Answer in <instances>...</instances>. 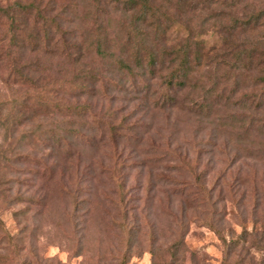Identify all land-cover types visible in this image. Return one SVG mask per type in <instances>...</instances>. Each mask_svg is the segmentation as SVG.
I'll list each match as a JSON object with an SVG mask.
<instances>
[{"label": "rangeland", "instance_id": "1", "mask_svg": "<svg viewBox=\"0 0 264 264\" xmlns=\"http://www.w3.org/2000/svg\"><path fill=\"white\" fill-rule=\"evenodd\" d=\"M43 2L51 16L66 4L65 0ZM92 3L78 0L64 20L84 26L82 18L89 8L87 22L94 23ZM256 6L263 7L264 0H256ZM104 9L101 20L113 28L118 15L112 8ZM241 9L238 6L234 13ZM0 21L1 37L9 30ZM63 29L71 27L65 24ZM217 29L200 37L204 53L220 45ZM185 34L173 24L164 40L173 43ZM65 63L64 57L56 56L43 65L55 78L65 79L60 73ZM12 68V63L0 59V153H14L9 168H3L0 160V219L13 235L10 244H0V251L6 248L0 254L8 264H264V127H260L264 111L256 115V123L255 111H239L231 118L230 107L216 100V95L223 96L220 89L227 93L232 89L231 82L219 84L218 72L204 60L193 67L187 88L171 107L152 109L160 94L149 101L129 102V97L118 96L114 105L102 102L120 110L116 119H106L104 110H99L94 124L88 118L81 126L67 125L62 149L41 143L51 131L62 134L61 112L47 115L37 110L33 103L38 98L27 96L33 91L10 78ZM243 74L249 76L244 70ZM196 82L197 89L188 93ZM240 86L244 89L233 100L248 98L247 104L255 107L258 89L250 83ZM206 90L210 109L197 116L193 102L201 100ZM17 98L26 101L31 111L24 108L23 118H30L14 130L11 100ZM243 113L253 115L247 117L254 119L252 125L239 121ZM112 128L117 143L107 141L102 146L99 140H87L105 136L106 141ZM80 130L84 137L73 140ZM212 138L219 140V153L214 157L203 153L198 159V152L214 142ZM176 148L191 152L192 174L186 167L179 172L173 168L177 153L164 155ZM66 152L73 157L67 159ZM250 152L255 156L246 157ZM115 162L125 167V196L116 194L113 182L99 174L101 167L110 168ZM196 184H202L211 198L198 195ZM189 187L200 203L194 205L178 195Z\"/></svg>", "mask_w": 264, "mask_h": 264}, {"label": "trees", "instance_id": "2", "mask_svg": "<svg viewBox=\"0 0 264 264\" xmlns=\"http://www.w3.org/2000/svg\"><path fill=\"white\" fill-rule=\"evenodd\" d=\"M43 1L0 3V20L9 30L0 37V59L12 63L10 78H14L16 84L33 91V95L27 96L38 98L33 103L37 110L47 115L61 112L65 124L62 130H58L62 134L51 131L50 136H44L41 143L45 148H64L66 126H81L88 118H92L94 124L98 122L96 117L99 110H104L103 117L114 121L120 112L113 106L118 96L129 97V102H133L140 98L149 101L160 94L158 100L154 99L152 109H162L166 105L171 107L176 96L187 88L185 82L192 77L193 67H200L203 60L208 68L218 72L215 77L219 84L231 82L232 89L228 93L222 88L223 96L216 95V100L222 99L224 105L230 107L231 118L234 119L239 111H255L256 123V115L264 111V6L257 7L256 0H92L94 23L87 22L91 14L88 8L82 18L84 26L81 27L75 20H64L66 14L75 11L74 4L77 5L78 0H65L66 4H62L55 16H51L52 10ZM58 1L62 0H53V4ZM238 6H242V9L236 14L234 10ZM107 7L112 8L119 18L117 21L114 19L113 28L101 20ZM65 24L70 25L71 30H64ZM173 24L180 25L186 34L168 43L164 40L165 31ZM216 28L220 45L204 53L200 37ZM115 49L119 51L117 55L113 53ZM56 56L64 57L66 61L60 72L65 79L55 78L43 65ZM100 65L106 68L101 69ZM243 70L249 76H245ZM241 82L250 83L251 88L258 89L255 107L247 104L248 98L240 96L236 102L233 100L244 89L240 86ZM197 87L196 82L188 93ZM209 93V90L203 91L202 99L193 102L197 116L202 117L210 109L211 104L207 102ZM105 101L113 105L107 107L102 103ZM11 102L14 109L12 112L11 106V126L15 130V126L30 117L23 118L22 112L28 108L26 101L17 98ZM240 116L241 123L252 125L254 122V119L247 121V117L253 115L243 113ZM123 125L124 121L121 127ZM260 127H264V122ZM111 130L107 132L111 134L106 141L105 136L87 140H99L102 146L107 141L117 143L114 138L116 128ZM81 131L75 132L73 140L84 137ZM212 139L214 142L198 152V159L203 153L212 157L219 153V140ZM169 153H177L174 160L178 163L173 167L177 172L186 167L192 174L194 158L190 157L188 149L176 148V152H165L164 155ZM65 155L67 159L73 157L71 152ZM250 156L255 155L251 152L246 154V157ZM13 157L11 150L0 153L3 168H9ZM124 169L122 164L115 162L110 168L101 167L99 170V174L113 182L114 192L122 196L126 195ZM203 174L201 172L200 175ZM199 178L197 174L194 180L198 182ZM196 185L200 189L198 195L211 198L202 184ZM191 189L186 188L178 195L191 199L194 205L200 203L197 192H188ZM16 199L12 198V202ZM12 239L13 235L0 219V244L8 245ZM5 249L2 246L0 253ZM4 258L5 255L0 254V264H8Z\"/></svg>", "mask_w": 264, "mask_h": 264}]
</instances>
